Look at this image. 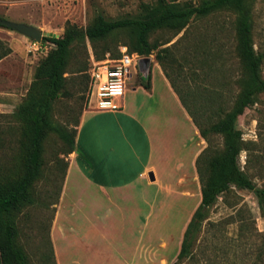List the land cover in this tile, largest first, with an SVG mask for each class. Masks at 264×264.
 <instances>
[{"label": "rangeland", "instance_id": "1", "mask_svg": "<svg viewBox=\"0 0 264 264\" xmlns=\"http://www.w3.org/2000/svg\"><path fill=\"white\" fill-rule=\"evenodd\" d=\"M152 1L0 0V18L31 24L61 36L67 22L86 28L98 13L104 14L109 19H116L137 14L141 11L143 3ZM192 1L199 3L202 0ZM251 4L255 47L264 52V0H251ZM235 18L233 11L224 10L193 20L188 28L177 35L172 31L164 30L152 36L153 40L172 38L166 45L173 44L174 55L184 65L182 77L179 78L173 73L182 89L197 88L203 96L224 99L228 107L239 91L237 79L241 71L236 51ZM123 38L126 39V36L123 35ZM54 47L55 45L50 41L42 39L41 42H37L15 29L0 26V56L4 54L0 59V131L5 133H0L2 136L0 155H7L5 159L2 155L6 162L11 160L18 138V122L14 113L27 96L35 80L37 68ZM94 52L89 41L86 45L75 46L68 71L65 73L66 93L55 102L53 107V118L57 122L69 125L70 129L87 107L88 89L85 88L89 74L88 71L76 72V68L83 65L89 67ZM190 52L206 54L207 62L202 66L194 67L196 70L192 71L193 68L190 69L189 64H185L182 59ZM149 57L155 61V52ZM132 72L133 77L128 82L129 86L146 75L142 71L140 75L136 74L133 68ZM262 74L264 77V65ZM183 114L187 115L186 112L182 113L179 110L173 123L170 122V116L164 119V121L168 119L165 126L167 132L171 130L172 133L168 139V153L163 159L158 150L156 164L160 168L159 180L151 188V195L143 196L142 211L137 215V227L141 223L140 228L144 238V264L177 263V253L182 244L185 224L187 226L201 202V182L196 159L208 146V141L200 135L192 117L190 116L188 121L185 117H181ZM238 127L243 133L246 145L251 148L242 151L239 158L241 167L245 169L251 165L250 160L255 153L259 152L252 143L259 140L260 132L264 133V93L259 94L256 102L243 111L238 120ZM213 142L222 147V136H214ZM67 147L68 145L56 133L47 135L44 142L42 176L35 183V203L27 206L19 216L20 241L32 264H59L53 238L58 236L55 223L57 222L58 225L61 222L58 211L64 192L65 203L62 214L67 215V219L64 222V234L57 243L64 248L63 255L62 253L59 255L60 258L63 256V264H73L72 259L79 260L81 264H109L113 260L111 258L109 261V254L104 251L102 244L107 241L105 237L109 228L103 227L104 233H98L94 232L96 229L89 227L90 220L95 214L100 222L107 223L108 204L104 196L97 193L92 196L93 200H97V205L91 203L88 195L92 189L82 187V183L84 184L82 179H71L66 192L63 191L69 164L67 160L69 154L65 153ZM251 172L250 174L254 175L255 170L251 168ZM255 180L262 185V179L255 177ZM129 213L118 212L117 215L123 220L125 217L130 218ZM240 216L247 221L244 234L240 230ZM71 220L74 222L73 235L70 237ZM119 230L121 231V228ZM135 230L138 232V228ZM261 232H264V217L256 194L249 189L233 185L231 190L222 194L218 202L209 209V218L205 221L203 231L193 248L199 262L197 259L193 261L186 259L182 264H196L194 261L199 264L201 262L226 264L228 260L231 264H239L243 259H247L251 264L257 263ZM125 235L129 238L130 233ZM94 237L96 240H92ZM82 240L86 243L91 240L94 244H84ZM88 256L89 260H87ZM121 261L122 259L117 262L122 264ZM136 261L139 262L138 251Z\"/></svg>", "mask_w": 264, "mask_h": 264}, {"label": "trees", "instance_id": "2", "mask_svg": "<svg viewBox=\"0 0 264 264\" xmlns=\"http://www.w3.org/2000/svg\"><path fill=\"white\" fill-rule=\"evenodd\" d=\"M224 10L233 11L236 15V51L241 65L237 79L239 91L230 107L224 99L201 95L197 88L182 89L173 73L179 78L182 77L184 65L174 55L173 44L166 45L172 38L152 39L155 33L164 30L177 35L188 28L193 20ZM0 26L5 25L0 23ZM43 41H50L55 47L37 68L35 80L27 96L14 113L18 122V138L11 160L6 162L4 159L7 155H0V264H32L20 241L18 220L23 210L35 203V183L42 176L44 142L47 135H59L68 145L65 153L70 154L76 150L75 137L80 118L70 129L69 125L53 118V107L66 93L65 73L68 71L75 46L86 45L87 41L91 42L96 59L104 58L108 52L113 57H118L122 45L128 46L130 52L144 57H149L155 52L156 60L180 102L192 117L200 135L208 141V146L196 159L201 182V202L186 226L176 264H182L186 259H197L193 248L203 231L205 221L209 218V209L218 202L222 194L231 190L233 185L249 189L256 194L264 217V133L260 132L259 140L252 143L259 152L250 160L251 165L244 169L239 161L242 151L251 149L246 145L243 133L238 127L239 117L247 107L256 102L259 94L264 93V52L255 47L251 0H202L199 3L192 0H153L143 3L141 11L134 15L109 19L98 13L86 28L67 22L61 36H45ZM3 56L4 54L0 59ZM182 59L194 71V67L205 64L208 57L206 54L190 52ZM88 69L87 65L78 66L76 72ZM87 76L86 90L89 86V75ZM0 133L5 134L2 130ZM216 135L222 136V147L213 142ZM1 138L2 136L0 140ZM251 168L255 170L254 175L250 174ZM255 177L263 180L262 185L257 183ZM239 220L241 233L244 234L247 221L243 217ZM259 236V261L252 264H264V232L259 233ZM52 255L54 256L53 249ZM197 260L199 262V259ZM240 261L239 264H251L247 259ZM226 264H231V261L228 260Z\"/></svg>", "mask_w": 264, "mask_h": 264}, {"label": "crops", "instance_id": "3", "mask_svg": "<svg viewBox=\"0 0 264 264\" xmlns=\"http://www.w3.org/2000/svg\"><path fill=\"white\" fill-rule=\"evenodd\" d=\"M147 66L145 77H140L127 89L122 109L83 110L75 137L76 150L67 158L69 164L63 191L66 192L71 179H82V187L92 189L88 195L91 203L97 205V200L92 197L96 193L102 194L106 199L107 223L100 222L95 214L89 227L96 229L94 232L98 233H104L103 227L109 228L105 237L107 241L102 244L104 251L109 254V261L111 258L113 260L111 264H117L120 259L122 264H144V238L141 223L137 227V215L142 211L143 196L151 195V188L159 180L160 168L156 164L158 150L163 159L168 153V139L172 133L171 130L167 132L165 126L168 119H164L170 116V122L173 123L175 115L181 110L187 114L181 117L190 120L189 113L180 102L161 65L150 57ZM167 109L169 111H166ZM150 172L154 173L155 181H151ZM64 198L62 192V203L58 211L61 222L58 225L55 223L58 236L53 238L59 264L64 263L63 256L59 257L60 253L63 255L64 248L57 245L59 238L64 234V222L67 219V215L62 214ZM127 211L130 212V218L119 219L118 212L125 214ZM73 222L71 220L70 237L73 235ZM137 228L138 232L134 231ZM126 233H130L129 238ZM81 242L94 244L91 240L88 243L84 240ZM137 251L139 262L136 261ZM88 258L89 256L87 260ZM72 262L81 264L77 259H72Z\"/></svg>", "mask_w": 264, "mask_h": 264}, {"label": "built area", "instance_id": "4", "mask_svg": "<svg viewBox=\"0 0 264 264\" xmlns=\"http://www.w3.org/2000/svg\"><path fill=\"white\" fill-rule=\"evenodd\" d=\"M120 55L113 57L109 52L102 59L91 57L88 69L89 86L87 107L90 110H120L133 77L132 68L140 75L146 71L141 63L144 56L130 52L128 46H120Z\"/></svg>", "mask_w": 264, "mask_h": 264}, {"label": "water", "instance_id": "5", "mask_svg": "<svg viewBox=\"0 0 264 264\" xmlns=\"http://www.w3.org/2000/svg\"><path fill=\"white\" fill-rule=\"evenodd\" d=\"M0 23L5 25V26H8L12 29L17 30L18 32L32 38L33 40H36L37 42H41V40L45 36H51V37H54V36L58 37L59 36L55 32L45 31V30H42V29H40L34 25L27 24L24 22H16V21L0 18ZM149 62H150V57H144L142 59L141 65H142L143 69H145V70L148 69L147 64ZM149 177H150L151 181H155V179H156L153 172H150Z\"/></svg>", "mask_w": 264, "mask_h": 264}]
</instances>
